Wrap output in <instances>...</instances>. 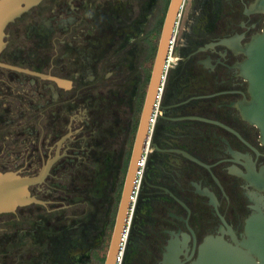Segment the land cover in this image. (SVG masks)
I'll use <instances>...</instances> for the list:
<instances>
[{
  "label": "flooded vegetation",
  "instance_id": "1",
  "mask_svg": "<svg viewBox=\"0 0 264 264\" xmlns=\"http://www.w3.org/2000/svg\"><path fill=\"white\" fill-rule=\"evenodd\" d=\"M172 0H43L5 27L0 171L45 179L0 213V264H107ZM257 0H183L139 145L115 264L243 248L264 143L243 108ZM49 166V169H46Z\"/></svg>",
  "mask_w": 264,
  "mask_h": 264
},
{
  "label": "water",
  "instance_id": "2",
  "mask_svg": "<svg viewBox=\"0 0 264 264\" xmlns=\"http://www.w3.org/2000/svg\"><path fill=\"white\" fill-rule=\"evenodd\" d=\"M43 0H0V53L5 45V27L9 22L23 15L24 12L40 4ZM183 0H172L168 11L164 38L159 49V56L153 71V80L150 87L149 99L146 106V115L139 131L132 167L124 190V197L119 209V217L114 232V239L109 252L107 264H115L118 259L119 248L123 230L128 216V208L132 198V191L136 171L140 163L139 145L146 137V129L151 117L152 101L157 91V86L162 77L165 52L169 46L172 27L175 24ZM253 9L264 12V0H257ZM248 58L242 65V72L249 80L251 100L243 108L246 118L257 125L262 133L264 143V28L262 34L254 37L247 47ZM5 65V64H4ZM0 62V66H4ZM49 169V166L46 169ZM45 179V172L39 177H21L17 173L0 171V213L14 212L19 206L29 203H41L31 195L29 187ZM264 191V174L260 182ZM247 238L241 243L243 248L233 247L219 237H208L200 250V257L196 264H264V212L254 214L248 219Z\"/></svg>",
  "mask_w": 264,
  "mask_h": 264
}]
</instances>
